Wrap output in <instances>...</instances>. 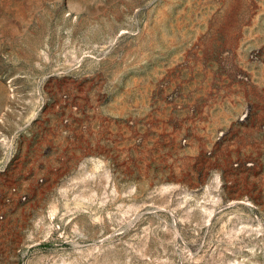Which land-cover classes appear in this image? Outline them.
<instances>
[{
	"label": "rangeland",
	"instance_id": "1",
	"mask_svg": "<svg viewBox=\"0 0 264 264\" xmlns=\"http://www.w3.org/2000/svg\"><path fill=\"white\" fill-rule=\"evenodd\" d=\"M0 264H264V0H0Z\"/></svg>",
	"mask_w": 264,
	"mask_h": 264
},
{
	"label": "crops",
	"instance_id": "2",
	"mask_svg": "<svg viewBox=\"0 0 264 264\" xmlns=\"http://www.w3.org/2000/svg\"><path fill=\"white\" fill-rule=\"evenodd\" d=\"M207 128L209 129V124H207ZM224 130L226 134V137H225L226 139L232 136H238V138H247V137L251 138V136L254 135L256 131V129L253 126V121L251 120V118L246 120L245 123L241 122L238 125L237 124L233 125V122H229L225 124ZM238 138L235 140L238 141V144H239L241 139H238ZM243 140H249V139H243Z\"/></svg>",
	"mask_w": 264,
	"mask_h": 264
}]
</instances>
